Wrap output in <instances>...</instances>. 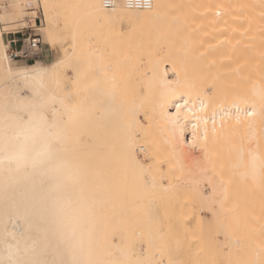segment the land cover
Wrapping results in <instances>:
<instances>
[{"label":"bare ground","instance_id":"obj_1","mask_svg":"<svg viewBox=\"0 0 264 264\" xmlns=\"http://www.w3.org/2000/svg\"><path fill=\"white\" fill-rule=\"evenodd\" d=\"M30 5L38 7L31 13L38 12V30L45 33L46 43L52 50L60 47V56L50 63L8 60L4 35L24 27ZM120 20L133 25L123 30L115 26ZM50 33L56 34L55 46ZM128 47L140 54L129 58L135 67L124 72L128 58L113 62L107 55ZM32 69L37 71L29 76L36 78L26 82L19 74ZM121 84L127 87L124 93ZM262 91L264 0H153L148 9L128 8L123 0L110 8L101 0L0 4V258L11 252L57 264H173L179 255L182 264L178 246L166 250V245L155 243L154 228L139 227L143 216L158 211L157 201L180 193L204 204L180 207L178 212L184 214L193 209L234 211L239 212L237 221L250 211L246 189L231 207L224 206L225 186L206 171V151L218 146L221 161L241 180L258 177L264 169ZM38 96L57 100L39 109ZM185 100L188 107L174 127L168 117L175 114V104ZM202 102L207 106L203 112ZM65 105L75 109L71 119ZM253 107L257 115L249 127L245 113ZM33 110L61 136L46 158L38 155L44 151V139L33 136L27 124ZM161 148L177 170L175 179L164 181L153 172ZM37 159L42 163L34 168ZM69 173L78 174V181L66 180ZM129 214L135 216L132 221L126 218ZM214 221L222 224L218 217ZM229 246L232 258L246 251L235 238ZM235 248L240 254H234ZM260 248L253 245L251 257L245 253L249 261L256 258L254 264ZM242 259L232 264H242Z\"/></svg>","mask_w":264,"mask_h":264},{"label":"rangeland","instance_id":"obj_2","mask_svg":"<svg viewBox=\"0 0 264 264\" xmlns=\"http://www.w3.org/2000/svg\"><path fill=\"white\" fill-rule=\"evenodd\" d=\"M7 1L8 0H0V4L6 3ZM34 7L35 9L38 8L37 6ZM32 10L33 9H29L26 11L25 17L27 18V21L25 22L24 27L21 29L28 26L27 22L29 20H31L34 25L33 20L39 14L36 12L38 9H36L35 12H32L34 14L33 17V14L31 13ZM61 23V21L58 22V24ZM132 25L133 23L129 22L128 20H120L115 26L126 30ZM39 33L42 36V40L46 42L47 37L45 33H43L42 30H39ZM59 33L60 32H58V34ZM69 41L70 38L67 37L65 42L66 47H68L67 44ZM118 46H120V43H118ZM114 47H116V44ZM121 47H119V49ZM123 48L126 49L127 47L123 46ZM123 48L118 50L117 53L119 55H114L112 53L110 55L108 54L107 58L111 59L113 62H116L117 60L120 61L119 58H124L126 56L128 61H125V57V63L123 65V68L125 69L124 72L131 71V69H133L135 66L129 63V58L134 60V55H138L140 53L136 52L135 50L133 52L132 49H130L131 47H128V50H123ZM105 49L108 50L107 43L105 44ZM145 50L148 51L149 49L147 48ZM48 54L50 55L48 60L46 57H43L39 58V61L42 60L43 62L48 63V61H53L54 59L58 58L60 56V47H57L53 50L51 49ZM30 62H33V60ZM69 74L71 75L70 72ZM122 74H124L123 71ZM134 77H137L139 80L142 79L140 74H137L136 76L134 74ZM121 85L122 86H120L119 91L122 93L126 92L127 87L123 84ZM130 93L131 97H135L136 92L132 90ZM206 153L208 155L209 161V167L206 171H208L211 176L220 177L225 186L226 197L222 201L224 206L231 207L232 204L236 202L237 196L240 195V191L242 189H246L245 191L248 192L250 202V211H248L246 215H237V221L236 214H239V212L235 213L234 211H217L215 214H213L205 209H201L197 212L193 209L192 212L184 214L185 212H178L180 207L190 208L192 205L200 206L204 204L202 201L192 198L190 194L180 193L176 198L169 199L168 197L165 200L157 201L156 207L158 211L155 210L153 214L151 213L152 216L144 215L143 218H145V221L141 223L139 227L145 230L150 229L151 227L154 228L156 233L155 243L166 245V250H173L174 246H178V253L183 254L182 258L184 262L182 264H232V262H234L233 259L240 260L241 257L246 258V260H241L242 264H245V262L246 264H254V260H256V258L253 256L257 252L253 254V260L249 261L248 250L249 253L252 254L253 245L255 246L256 244L261 245V248L258 250L257 256L259 255V257L256 264H264V169H262L256 179H251L249 182H245L239 178L236 170L233 169L229 163H223L221 161L222 153L218 146H210ZM198 154L201 155V153ZM138 156L141 157V154L138 153ZM144 160L148 162L147 158H144ZM153 164V172L158 176L163 175V178L165 177L164 181L169 180V178L175 179L177 177V170L172 166L171 163L168 162L167 150L165 148H161L156 152V160ZM204 187H206V185H204ZM163 207L166 209L165 212L163 211ZM214 208L217 210L216 206ZM215 217H218L222 221L221 225L219 224L217 226L215 224ZM126 218L129 221H132L135 216L129 214ZM130 225H133V222ZM233 238L239 240L241 246H248V248L244 246V250L243 248L240 249L242 251H245L246 249V251L242 253L244 256L240 254V251L237 252L239 249L237 247L238 249L235 248L234 251L237 253L234 254L239 253L240 256H236L235 258L234 255L232 258V254H230L232 248H230L229 242ZM220 241L223 243V249L219 247ZM245 253H247L248 256H246ZM178 257L177 259H174L173 264H181L178 261ZM249 257H251V255Z\"/></svg>","mask_w":264,"mask_h":264},{"label":"snow or ice","instance_id":"obj_3","mask_svg":"<svg viewBox=\"0 0 264 264\" xmlns=\"http://www.w3.org/2000/svg\"><path fill=\"white\" fill-rule=\"evenodd\" d=\"M45 8H47V5H45ZM49 39L53 43V46H55L57 43L56 34L50 33ZM61 63H63V62H61ZM56 67H59V65L53 66V68H56ZM36 71H37L36 69L25 70L23 73H20L19 75L22 76V78L27 82L30 78L31 79L36 78V77H30L29 76L30 72L34 73ZM56 100H57V97H55V96H49L47 98H45L44 96H38L37 100H36V107H38L39 109L47 108L52 103L56 102ZM242 102L249 103V101L247 99H243ZM60 103L63 104L64 101L61 99ZM259 104H260V114L262 116H264V91H262L259 94ZM187 107H188V101L187 100H185L183 103H176L175 104V109H176L175 114L168 117L169 123H171L174 127L179 125L180 119H181V113L183 110L187 109ZM206 107L207 106L202 102L201 107H200V111L203 112ZM65 111H66L67 115L69 116V118L71 119L75 109L65 105ZM222 111H223V109H221V112ZM236 112L238 113L236 118H237V121H239L240 120V115H239L240 109H239V107L236 108ZM215 115H216V113L214 112L213 113V124H215V119H214ZM256 115H257V111H256L255 107H253L252 111H246L245 119L248 120L249 127L252 126V122H253L252 118L255 117ZM225 118H226L225 115L221 116L222 120ZM227 118H230V113L227 114ZM18 119H22V117H18ZM43 120H44V118L42 116H40V113L33 110V111L29 112V119L27 121V124L31 128L33 136H40L44 139V151L39 153L38 155L41 158H46L47 156H49L51 154V151L53 149L54 144L61 139V136H60L59 132L53 131L52 126H46V123H42L41 121H43ZM204 122L206 124L207 119H205ZM40 163H42V159L34 160L32 162V166L35 168ZM262 168H264V165H262ZM65 179L75 183L78 181L79 176H78V174L69 173L66 175ZM55 223H56V213L53 212V224H55ZM82 243H83V241L81 240V244ZM25 251L27 252V250H25ZM0 264H57V262L48 261L46 259L38 258L36 256H31V257L26 258V259L20 258L18 255H15V254L10 252L6 259L0 258ZM59 264H65V262L61 261V262H59ZM72 264H85V262L74 260L72 262ZM87 264H93V262H87ZM135 264H146V262L142 261V260H137L135 262Z\"/></svg>","mask_w":264,"mask_h":264},{"label":"built area","instance_id":"obj_4","mask_svg":"<svg viewBox=\"0 0 264 264\" xmlns=\"http://www.w3.org/2000/svg\"><path fill=\"white\" fill-rule=\"evenodd\" d=\"M116 0H101L104 8H110L115 4ZM128 8L134 9H148L153 0H123ZM42 44L41 36L38 35H25L21 40L19 49H12L8 45L7 54L10 62L20 61L22 59L35 60L41 57L40 46Z\"/></svg>","mask_w":264,"mask_h":264},{"label":"crops","instance_id":"obj_5","mask_svg":"<svg viewBox=\"0 0 264 264\" xmlns=\"http://www.w3.org/2000/svg\"><path fill=\"white\" fill-rule=\"evenodd\" d=\"M29 8L34 9V6L30 5ZM33 22H34V25H33L32 21L29 20L27 23L28 26H26L25 28L19 29L16 31H10L7 33V35H4V40L8 42V45L10 48L19 49L20 45H21L22 38L27 34H30L33 36L40 34L39 30H38V26L40 25V22H41L40 18L38 16H36L34 18ZM40 36H41V34H40ZM41 40H42V36H41ZM40 51H41V57L40 58L46 57V59L48 60V58L50 57V55L48 53L51 51V48L43 40H42V44L40 46ZM35 60H39V59H35ZM30 61H32V60L22 59V60L18 61L17 64L22 63V62H30ZM40 61H42V60H40ZM51 61H48V62H51Z\"/></svg>","mask_w":264,"mask_h":264}]
</instances>
